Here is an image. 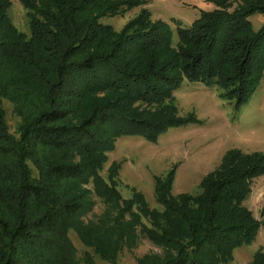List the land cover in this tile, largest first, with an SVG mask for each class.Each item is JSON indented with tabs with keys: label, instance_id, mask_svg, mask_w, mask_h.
<instances>
[{
	"label": "trees",
	"instance_id": "trees-1",
	"mask_svg": "<svg viewBox=\"0 0 264 264\" xmlns=\"http://www.w3.org/2000/svg\"><path fill=\"white\" fill-rule=\"evenodd\" d=\"M20 1L30 34L11 20L10 1L0 0V264H97L96 255L116 264L131 229L118 221L100 233L86 228L81 184L94 181L101 196L121 200L113 179L119 166L108 181L100 174L108 153L122 136L156 142L172 127L198 122L178 114L174 93L185 80L218 86L237 106L248 101L264 76V24L256 29L250 20L264 14V0H239L234 9L215 0L191 25L173 17L174 27L143 8L120 30L102 19L146 0ZM4 97L19 104V137L9 131ZM67 148H80L82 160L54 152ZM261 173L263 153L233 149L199 193L174 196V172L157 177L164 210L151 211L141 198L132 214L176 254L151 264L231 261L259 233L261 221L245 201ZM129 201L132 211L137 202ZM71 231L94 254L79 257ZM252 264H264V251Z\"/></svg>",
	"mask_w": 264,
	"mask_h": 264
},
{
	"label": "rangeland",
	"instance_id": "rangeland-1",
	"mask_svg": "<svg viewBox=\"0 0 264 264\" xmlns=\"http://www.w3.org/2000/svg\"><path fill=\"white\" fill-rule=\"evenodd\" d=\"M9 1L8 14L11 20L19 30L30 34L28 10L20 0ZM227 2L231 4V9L239 4V0ZM216 7L215 0H146L141 6L128 9L122 6L125 9L122 14L105 17L102 21L120 30L143 8H148L153 20L161 19L174 27V17L185 25H191L200 16L201 10H213ZM250 20L259 29L264 24V14H253ZM221 93L222 89L218 86L185 80L174 93L178 114L182 117L193 115L198 118V122L172 127L162 133L156 142L140 135L117 138L116 148L108 153L100 174L108 181L110 171L114 174V167L119 166L118 174L113 179L121 200L114 196H101L95 189L94 181L81 184V191L87 192L89 206L81 217L86 228L100 233L102 228L112 227L118 221L131 229V241L127 243L124 239V247L116 264H141L143 259L151 264L176 254L175 250L148 237L132 214L137 208L140 210L141 198L151 211L164 210L155 197L157 177H166L174 172L172 194H196L201 191L203 178L221 165L229 151L238 149L248 154H264V76L248 101L240 106L235 101L224 99ZM1 101L9 131L19 137L23 118L19 113V104L5 97ZM54 152L73 162L83 158L80 148ZM28 162L37 174L34 163ZM130 199L137 202L132 211L128 206ZM245 204L261 221L259 233L254 241L237 248L233 259L224 264H252L255 253L264 251V173L252 180L251 193ZM144 222L150 223L147 218H144ZM70 237L79 257L87 251L94 254L92 248H88L74 231L70 232ZM95 261L97 264H112L97 255Z\"/></svg>",
	"mask_w": 264,
	"mask_h": 264
}]
</instances>
